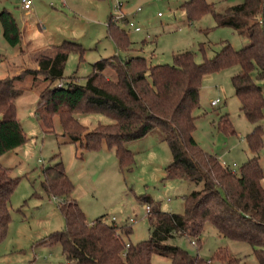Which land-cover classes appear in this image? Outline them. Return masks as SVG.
Wrapping results in <instances>:
<instances>
[{
	"label": "trees",
	"instance_id": "trees-1",
	"mask_svg": "<svg viewBox=\"0 0 264 264\" xmlns=\"http://www.w3.org/2000/svg\"><path fill=\"white\" fill-rule=\"evenodd\" d=\"M184 8L189 22L211 14L217 27L233 29L247 38L248 44L235 51L226 43L200 64L195 63L193 53L186 51L175 55L172 65L152 66L142 56L126 55L132 43L111 15L107 34L123 55L94 63L84 84L67 82L59 86L68 54L80 51V45L70 42L37 54L36 69L0 79V156L13 152L27 140L17 119L16 84L27 76L34 81L41 76L45 86L39 92L42 108L38 119L46 130L57 116L63 138L78 143L83 151H99L103 147L113 151L121 169L133 162V155L126 148L128 143L160 131L172 156L166 167V179L201 184L200 190L183 197L182 214L161 212L149 198H137L149 208L150 235L145 241L131 244L126 241L131 233L128 225H116L103 216L91 223L86 220L71 197L74 185L62 163L44 169L42 188L58 199L66 228L51 233L36 246H59L65 264H151L154 256L167 258L171 264H240L227 250H218L209 262L191 257L169 243L182 237L200 244L205 224L212 225L225 239L248 244L258 264H264V174L259 164L264 91L256 82L264 79V0H242L222 13H217L205 0H189ZM0 25L7 44L14 47L21 43V30L5 8L0 11ZM201 51L205 52L202 45ZM236 66L239 71L231 82L239 111L255 125L246 136L253 157L238 173L201 150L193 138L196 120L193 112L199 107L203 79ZM84 115H102L110 123L89 130L79 120ZM218 128L234 135L227 114L220 116ZM9 172L0 164V243L7 234L9 202L19 182Z\"/></svg>",
	"mask_w": 264,
	"mask_h": 264
},
{
	"label": "rangeland",
	"instance_id": "rangeland-1",
	"mask_svg": "<svg viewBox=\"0 0 264 264\" xmlns=\"http://www.w3.org/2000/svg\"><path fill=\"white\" fill-rule=\"evenodd\" d=\"M188 1L31 0V7L26 11L20 0H0V11L5 8L13 14L22 34L21 43L10 46L3 38L0 25V79L32 69L34 57L41 51L50 52L63 42H70L80 45V51L68 54L60 84H84L94 63L123 55L107 34L111 15L132 43L126 55L142 56L152 66L172 65L173 57L186 51L193 53L195 63L200 64L212 58L226 43L235 51L248 44V39L233 29L217 27L211 14L189 22L184 8ZM205 2L222 13L242 0ZM127 20L133 21L141 31L133 32L125 23ZM201 45L205 47L204 53ZM238 71L236 66L204 78L199 107L193 112L196 117L193 138L199 148L237 173L253 157L246 136L255 127L239 111L240 104L231 82ZM256 82L264 91V79ZM44 86L41 76L36 81L27 76L15 86L17 119L27 140L13 152L0 156L1 166L9 169L10 177L19 180L9 202L10 223L0 243V264H65L59 246H36L51 233L66 228L58 199L47 195L41 185L42 171L56 163L63 164L74 185L71 197L86 220L91 223L103 216L116 225H128L131 228L128 243L137 244L150 235L146 205L137 198H149L161 212L182 214L183 197L200 190L201 184L166 179V167L172 156L160 131L128 143L126 148L132 153L133 162L121 169L113 151L105 147L99 151H83L78 143L63 138L57 116L52 118L47 130L41 125L39 92ZM214 99H219L220 103L212 107L210 102ZM226 114L234 135L218 128L220 116ZM79 120L89 130L98 124L110 123L102 115H84ZM259 125L263 130L259 164L264 174V119ZM262 187L264 189V178ZM200 239V244L182 237L169 243L204 261L210 262L215 253L223 249L240 260V264H258L248 244L219 236L210 224L204 225ZM151 264L171 263L167 258L154 256Z\"/></svg>",
	"mask_w": 264,
	"mask_h": 264
},
{
	"label": "built area",
	"instance_id": "built-area-1",
	"mask_svg": "<svg viewBox=\"0 0 264 264\" xmlns=\"http://www.w3.org/2000/svg\"><path fill=\"white\" fill-rule=\"evenodd\" d=\"M20 4H21L22 9L27 11V10H29L30 7H31V0H20ZM139 11H140V9H137V12H139ZM125 23L128 25V27H129L133 32L137 33V32H140V31H141L140 27H138L133 21H128V20H127ZM61 85H62V84H59V86H61ZM219 103H220V100H219V99H214V100H212V101L210 102V106L215 107V106H217ZM146 211H147V212L149 211V208H148V207H146ZM112 220H114V219H112ZM130 222H132V220H130ZM193 244H194V243H193Z\"/></svg>",
	"mask_w": 264,
	"mask_h": 264
},
{
	"label": "crops",
	"instance_id": "crops-1",
	"mask_svg": "<svg viewBox=\"0 0 264 264\" xmlns=\"http://www.w3.org/2000/svg\"><path fill=\"white\" fill-rule=\"evenodd\" d=\"M42 52V51H41ZM32 69H36L37 68V65L35 64V62H34V66L33 67H31ZM217 158V157H216ZM218 160H219V158H217ZM219 162H220V160H219ZM221 164H223L222 162H221ZM224 165V164H223ZM225 166V165H224ZM114 218V217H113Z\"/></svg>",
	"mask_w": 264,
	"mask_h": 264
}]
</instances>
